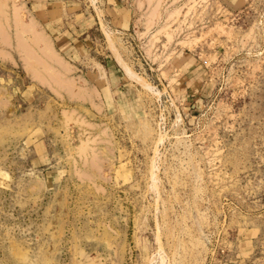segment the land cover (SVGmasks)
<instances>
[{
    "label": "rangeland",
    "instance_id": "1",
    "mask_svg": "<svg viewBox=\"0 0 264 264\" xmlns=\"http://www.w3.org/2000/svg\"><path fill=\"white\" fill-rule=\"evenodd\" d=\"M0 264H264V0H0Z\"/></svg>",
    "mask_w": 264,
    "mask_h": 264
},
{
    "label": "crops",
    "instance_id": "2",
    "mask_svg": "<svg viewBox=\"0 0 264 264\" xmlns=\"http://www.w3.org/2000/svg\"><path fill=\"white\" fill-rule=\"evenodd\" d=\"M44 10L42 11V22H44L45 24L48 23L46 26L44 27H47V30L46 33L48 34V37L50 38L51 40V43L52 45L53 44V39L51 38V34H55L56 35V41L61 43V44H65V47L68 43H66L68 41L67 39V33H64V31H61V29L59 28L60 26L56 23L57 22V19L55 18V14L57 13L58 10H56V6H53V5H48V4H44ZM59 26V27H58ZM119 27H123L121 24H118ZM50 32V33H49ZM68 32V31H66ZM114 54V53H113ZM113 60L115 61V63L122 68V70L124 71L125 75H127L128 78H130L131 80H133V78H131L129 75H128V72L125 68V66H123V61L121 62V60L119 61L117 59V57L113 56ZM100 66H102L101 63H99ZM98 65L99 67V70H100V73L102 74L103 71L101 70V67ZM129 66V65H128ZM103 67V66H102ZM133 72V71H132Z\"/></svg>",
    "mask_w": 264,
    "mask_h": 264
},
{
    "label": "bare ground",
    "instance_id": "3",
    "mask_svg": "<svg viewBox=\"0 0 264 264\" xmlns=\"http://www.w3.org/2000/svg\"><path fill=\"white\" fill-rule=\"evenodd\" d=\"M152 9H153V7H152ZM156 10V9H155ZM155 10H154V12H155ZM152 11V10H151ZM148 13H150V12H148ZM152 13V12H151ZM153 14V13H152ZM151 15V14H150ZM152 16V15H151ZM150 16V17H151ZM153 17V16H152ZM148 19V18H147ZM149 20V19H148ZM152 20V19H151ZM150 20V22H152ZM31 23V22H30ZM147 23V22H146ZM32 24V23H31ZM159 30V29H158ZM37 31V30H36ZM40 37V36H39ZM45 38V37H44ZM40 40H42L41 38H40ZM40 43V42H39ZM113 46V45H112ZM115 49V48H114ZM43 51H44V53L51 59V60H55L54 59V57H56V59H57V55H55L54 54V52L53 51H51V50H47V45H46V41H44V46H43ZM116 56V55H115ZM117 57V56H116ZM120 57L118 56L117 57V59L120 61L121 59H119ZM124 63V62H123ZM128 68V67H127ZM131 68H129L128 70H127V72H128V75L131 77V78H135L136 79V77L138 76H135V74L132 72L133 70H130ZM127 76V75H126Z\"/></svg>",
    "mask_w": 264,
    "mask_h": 264
}]
</instances>
